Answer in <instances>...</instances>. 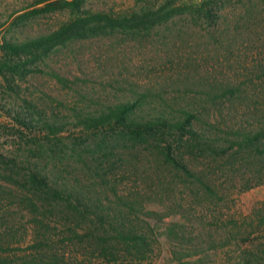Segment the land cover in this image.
<instances>
[{"label":"rangeland","instance_id":"obj_1","mask_svg":"<svg viewBox=\"0 0 264 264\" xmlns=\"http://www.w3.org/2000/svg\"><path fill=\"white\" fill-rule=\"evenodd\" d=\"M59 1L0 0V40L43 33L87 12L126 15L166 1L190 8L146 32L117 30L55 48L28 64L21 78L2 70L1 264H23L43 254H64L66 264H264L262 158L232 151L190 152L178 135L162 133L140 141L108 132L107 143L98 144L103 132L86 136L71 125L49 141L44 132L14 118L22 106L33 105L66 119L76 107L91 110L148 88L157 99L177 106L188 101L202 113V91L220 82H245L252 100L217 103L208 112L222 113L225 120L237 117L234 122L254 127L264 107V0ZM202 1L204 11L198 7ZM4 59L0 52V62ZM163 147L183 155L207 186L165 164ZM14 156L29 157L48 166L49 172L82 182L83 166L97 165L98 192L105 201L117 202L143 233L145 253L109 238V227L94 216L30 192L26 171L8 161ZM101 238H107L114 260L101 256Z\"/></svg>","mask_w":264,"mask_h":264},{"label":"trees","instance_id":"obj_2","mask_svg":"<svg viewBox=\"0 0 264 264\" xmlns=\"http://www.w3.org/2000/svg\"><path fill=\"white\" fill-rule=\"evenodd\" d=\"M211 1L208 0V2ZM60 2L77 5L78 1L61 0L58 3ZM205 4L202 1L198 6L200 11L205 10ZM189 8L190 6L187 5H175L171 1H166L156 7L142 8L126 15L114 16L106 12H87L62 21L55 29L43 33H22L15 35L14 38L4 37L0 40V52L5 58L0 62V73L6 69L10 75L21 78L28 64L47 57L55 48L75 40L106 35L117 30L129 33L146 32ZM2 24L3 22H0V27ZM54 74L58 76L57 73ZM250 92V86L245 82L214 84L201 93L200 98L205 101L206 107L202 113L188 101L177 106L163 101L162 98L157 99L148 88L132 92L131 97L125 100L107 103L91 110L76 107L66 119L58 112L51 110L48 111L49 113L41 112L33 105L22 106L14 118L21 125L35 127L44 132L49 141H52L49 137H57L70 125L86 132V136L91 132H103L97 138V142L104 145L107 143L108 132L140 141H146L148 135H152L151 133H162L170 136L178 135L179 139L189 147L190 152L200 150L213 154H226L232 151L234 154L245 153L264 160V107L258 113L254 127L234 122L237 117L229 116V119L225 120L222 113L208 112V108L214 110L217 103L234 102L241 98L252 100ZM205 112L207 117L203 119ZM199 122H202L204 126H200ZM161 154L165 164L171 165L185 176L207 186L201 175L189 167L183 155H176L167 148ZM8 161L14 168L26 171L25 184L29 186L30 192L55 200H63L69 203L72 209H78L85 217L94 216L98 224L109 227L112 232L108 235L109 238L120 243L127 250H133L142 255L145 253L148 243L143 233L131 225L129 218L125 217L117 202L105 201L98 192V178L101 177L97 165L94 168L83 166L86 181L82 182L77 177L69 179L67 176L53 173L56 172L54 170L49 172L48 166H39L29 157L14 156ZM114 196L118 198L116 192ZM28 200L30 203L29 198ZM30 204L33 205L32 202ZM109 214L112 215L111 220ZM104 234L106 233H101L100 236ZM107 238L99 239L98 244L101 245L99 250L101 256L112 257L107 258L111 261L114 260V254L109 252V245L104 242ZM60 255H35L23 264H66L63 262L64 254ZM3 258L4 256L1 255L0 264Z\"/></svg>","mask_w":264,"mask_h":264}]
</instances>
